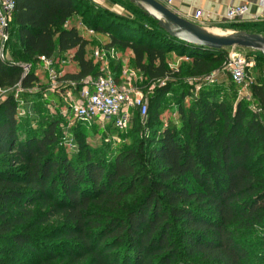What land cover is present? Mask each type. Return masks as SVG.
I'll list each match as a JSON object with an SVG mask.
<instances>
[{
  "label": "trees",
  "instance_id": "1",
  "mask_svg": "<svg viewBox=\"0 0 264 264\" xmlns=\"http://www.w3.org/2000/svg\"><path fill=\"white\" fill-rule=\"evenodd\" d=\"M123 1L145 23L90 10L86 0H14L7 39L0 42V90L10 91L0 101V264L16 259L23 264H264L260 78L250 89L258 111L242 102L231 111L220 98L223 80H217L200 88L187 108H178L177 122L156 130L161 101L177 87L164 83L148 102L145 128L151 136L111 155L86 144L75 128L70 131L78 146L69 152L60 118L34 123L18 118L11 91L19 87L25 94L33 86V64L41 56L56 65L61 54L73 50L78 70L59 77L68 84L101 74L86 57L88 40L75 27H65L84 11H91L89 23L96 30L109 35V46L132 51L136 69L147 79L173 74L168 52L187 54L190 76L223 62L224 48L174 38ZM140 119L134 109L130 124L138 122V129ZM106 127L118 130L112 123Z\"/></svg>",
  "mask_w": 264,
  "mask_h": 264
},
{
  "label": "rangeland",
  "instance_id": "2",
  "mask_svg": "<svg viewBox=\"0 0 264 264\" xmlns=\"http://www.w3.org/2000/svg\"><path fill=\"white\" fill-rule=\"evenodd\" d=\"M86 1L89 4V7L86 8L90 10L93 9L95 11L100 9L107 13L115 14L116 16L134 19L136 22H144L123 0ZM82 8L83 7L80 8V12ZM91 16V11L89 13L86 11L78 13L67 21L65 27H75L78 33L88 40L86 57L90 58L98 66L100 73L117 76L119 80L118 83L126 82L127 78H131V81L141 90L148 102L155 89L162 86L164 83L171 82L177 86L176 89L166 93L161 101L158 114L159 121L155 128L156 130H161L169 121L177 122L179 113L178 108L180 106L187 108L198 95L200 88L211 86L207 81V76L211 73L217 74L218 81L223 80V91L221 92L222 97L220 98L225 100L230 106L231 111L235 109L238 102H242L244 106L251 111H258L257 101L254 100L250 90L251 86L259 78V80L264 81V58H261L257 51L241 48L247 55V58L253 61V65L248 72L251 78V84L246 90H241L240 87L233 85L229 81L230 77L223 69V62L221 64L215 63L207 74L190 76L186 73V67L190 65L191 59L187 54H179L177 52H168L166 54L168 67L173 74L163 78L161 81H164V83H162L160 80L147 79L136 69L133 53L129 48H122L118 45L109 46V35L106 32L96 30L94 26L91 25L92 23H89L91 22ZM100 24L102 26H107L102 21H100ZM233 29H236V27L228 25L222 30L214 29L213 31H236ZM4 50L5 45L4 49H2L5 55ZM72 54L73 50L61 54L60 57L65 60L59 64H54L57 72L56 82L51 80L49 73L42 64H33L32 70L37 76V81L33 86L28 88L25 94L21 93L19 87L11 91L15 93V97L18 100V118L20 120L28 118L32 120L33 123L38 118L42 120L50 117L60 118V136L62 137V144L66 146L69 152L75 151L78 146L75 136L70 131L72 128H75L73 130L78 132L79 136L83 138L86 144L100 147L106 151L108 155L116 153L125 146L136 144L135 142L138 138L151 136L153 132L145 128V119H140V128L137 129L138 122H132L125 130H115L106 127L108 123H111L110 121L78 123L70 111V96L76 93L77 88L59 79L63 73H72L78 70V64L72 60ZM12 59L24 63L23 59ZM188 88H190L189 94L181 96V91L187 90ZM9 92V90L5 92L0 91V101ZM13 264H23V261L16 259ZM49 264H57V262H51Z\"/></svg>",
  "mask_w": 264,
  "mask_h": 264
},
{
  "label": "built area",
  "instance_id": "3",
  "mask_svg": "<svg viewBox=\"0 0 264 264\" xmlns=\"http://www.w3.org/2000/svg\"><path fill=\"white\" fill-rule=\"evenodd\" d=\"M170 2L171 0H167V3ZM14 7V0H0L1 43L7 39L8 23L11 20ZM247 10L246 4L228 6L225 19L229 22L237 21L247 13ZM200 16L201 11L196 10L191 17L197 20ZM224 50L223 69L241 90L248 89L251 84L248 72L253 61L247 58L240 47L231 46ZM40 62L49 73L51 80L56 82L57 72L53 60L41 56ZM29 69V64L24 65L25 71ZM217 80L216 73L207 76V81L210 84ZM161 82L164 83V81ZM69 84L77 88L73 96L70 94V111L76 120L83 123L110 121L118 130H125L130 125L134 109L139 110L141 119L146 118L148 101L141 90L131 81V78H127L126 82L118 83L110 74L101 73L97 76L85 77L77 82L72 81ZM0 91L5 92L6 90Z\"/></svg>",
  "mask_w": 264,
  "mask_h": 264
},
{
  "label": "water",
  "instance_id": "4",
  "mask_svg": "<svg viewBox=\"0 0 264 264\" xmlns=\"http://www.w3.org/2000/svg\"><path fill=\"white\" fill-rule=\"evenodd\" d=\"M145 15L158 22L160 28L170 36L191 45L222 49L231 46L251 49L264 55V35L260 33L236 30L215 32L183 18L157 0H128Z\"/></svg>",
  "mask_w": 264,
  "mask_h": 264
},
{
  "label": "crops",
  "instance_id": "5",
  "mask_svg": "<svg viewBox=\"0 0 264 264\" xmlns=\"http://www.w3.org/2000/svg\"><path fill=\"white\" fill-rule=\"evenodd\" d=\"M157 1L177 15L211 31L222 30L229 25L236 27L233 30L243 28L264 35V0H171L170 3H167V0ZM241 4L247 5V13L237 21H227L225 19L227 7ZM196 10L201 11V16L197 20L191 17ZM64 60L62 58V61Z\"/></svg>",
  "mask_w": 264,
  "mask_h": 264
}]
</instances>
